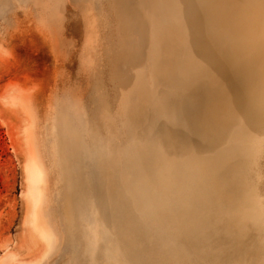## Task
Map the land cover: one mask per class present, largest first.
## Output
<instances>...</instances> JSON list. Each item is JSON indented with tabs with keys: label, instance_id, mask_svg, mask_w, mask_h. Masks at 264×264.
Masks as SVG:
<instances>
[{
	"label": "water",
	"instance_id": "obj_1",
	"mask_svg": "<svg viewBox=\"0 0 264 264\" xmlns=\"http://www.w3.org/2000/svg\"><path fill=\"white\" fill-rule=\"evenodd\" d=\"M0 60L38 198L3 264H264V0H0Z\"/></svg>",
	"mask_w": 264,
	"mask_h": 264
},
{
	"label": "rangeland",
	"instance_id": "obj_2",
	"mask_svg": "<svg viewBox=\"0 0 264 264\" xmlns=\"http://www.w3.org/2000/svg\"><path fill=\"white\" fill-rule=\"evenodd\" d=\"M20 77V71L0 60V264L27 256L37 244L27 228L31 209L27 164L28 167L31 164H26L20 114L9 97ZM31 203L33 209L38 198L36 203ZM31 219L33 221V217ZM192 244L176 242L183 254L176 259L178 264L183 262L185 255L193 253L196 246Z\"/></svg>",
	"mask_w": 264,
	"mask_h": 264
},
{
	"label": "bare ground",
	"instance_id": "obj_3",
	"mask_svg": "<svg viewBox=\"0 0 264 264\" xmlns=\"http://www.w3.org/2000/svg\"><path fill=\"white\" fill-rule=\"evenodd\" d=\"M28 176H29V183H30V187H31V200L36 203L37 201V197L34 196V175L36 174L35 172V168L31 165L28 167Z\"/></svg>",
	"mask_w": 264,
	"mask_h": 264
}]
</instances>
